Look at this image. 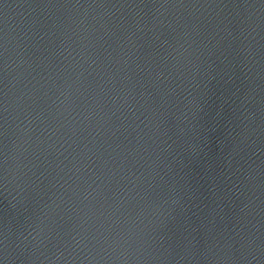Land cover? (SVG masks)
I'll use <instances>...</instances> for the list:
<instances>
[{
    "label": "water",
    "instance_id": "water-1",
    "mask_svg": "<svg viewBox=\"0 0 264 264\" xmlns=\"http://www.w3.org/2000/svg\"><path fill=\"white\" fill-rule=\"evenodd\" d=\"M0 264H264V0H0Z\"/></svg>",
    "mask_w": 264,
    "mask_h": 264
}]
</instances>
